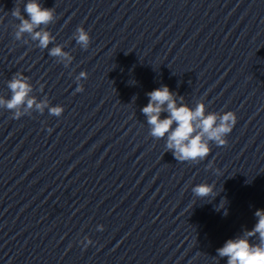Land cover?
Returning <instances> with one entry per match:
<instances>
[{"label":"water","instance_id":"obj_1","mask_svg":"<svg viewBox=\"0 0 264 264\" xmlns=\"http://www.w3.org/2000/svg\"><path fill=\"white\" fill-rule=\"evenodd\" d=\"M27 2L0 0V98L23 73L64 112L0 106V264H227L216 249L264 209V0H39L54 11L35 29L47 48L16 39L11 13ZM164 84L190 107L234 111L228 143L177 161L141 111ZM199 183L218 195L195 197Z\"/></svg>","mask_w":264,"mask_h":264},{"label":"clouds","instance_id":"obj_2","mask_svg":"<svg viewBox=\"0 0 264 264\" xmlns=\"http://www.w3.org/2000/svg\"><path fill=\"white\" fill-rule=\"evenodd\" d=\"M26 13V17L24 15ZM12 16L19 20L16 28V39H20L24 33L31 34L34 40H38L39 46L47 48L53 37L46 30L35 31L40 25H46L54 19V11L43 7L39 0H28L24 5L23 13L18 7L12 11ZM75 39L83 47L87 48L91 42V36L83 26L77 28ZM54 57L68 58V54L62 46H55L49 50ZM87 74L81 72L77 81L86 79ZM8 88L12 92L10 99L0 98V106L13 111V118L24 116L28 110L35 107L43 112L47 108L50 115L61 116L64 112L63 105H49L47 102H38L31 97L32 85L23 73H17L8 82ZM84 90L83 84L79 83L76 92ZM149 102L141 109L147 117L150 126V136L164 138L167 134L166 149L172 152L173 157L179 162H196L205 160L212 152V143L217 146H224L228 143L227 136L230 134L236 123L237 114L227 110L220 113L208 112L207 105L203 101L190 107L183 102V97L178 101L177 94L166 84L161 85L147 93ZM162 113L167 115L162 117ZM173 125H175L173 127ZM208 167H212L209 162ZM219 174V169H215ZM215 184L199 183L192 187V192L197 198H215ZM220 201L216 206L217 212L223 210V215H228L226 204ZM194 204L191 205V208ZM257 222L250 230L235 238L227 239L222 247L216 249L219 258H227V264H264V209H257L255 212ZM103 225H98L97 230L102 231ZM253 237L257 241L253 242ZM87 244L92 240L85 237ZM87 246V245H85Z\"/></svg>","mask_w":264,"mask_h":264}]
</instances>
